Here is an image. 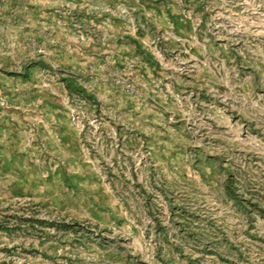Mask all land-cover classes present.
<instances>
[{"label":"rangeland","instance_id":"374dc122","mask_svg":"<svg viewBox=\"0 0 264 264\" xmlns=\"http://www.w3.org/2000/svg\"><path fill=\"white\" fill-rule=\"evenodd\" d=\"M0 264H264V0H0Z\"/></svg>","mask_w":264,"mask_h":264}]
</instances>
